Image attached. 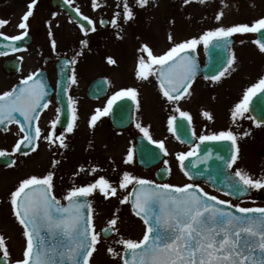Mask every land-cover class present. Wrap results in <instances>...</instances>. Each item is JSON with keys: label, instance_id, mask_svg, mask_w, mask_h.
Here are the masks:
<instances>
[{"label": "snow or ice", "instance_id": "6c2138e0", "mask_svg": "<svg viewBox=\"0 0 264 264\" xmlns=\"http://www.w3.org/2000/svg\"><path fill=\"white\" fill-rule=\"evenodd\" d=\"M72 2L66 0L68 4ZM37 4L38 0H29L27 3L26 11L17 25L20 30L18 34L7 35L0 31V38L8 42L4 45L8 50L20 51L17 42L29 35L30 19L35 14ZM194 4L205 5L207 0H180L181 8ZM221 4L222 7L214 14L216 26L179 41L169 31L167 39L171 46L160 54L155 53L147 42H141L137 48L135 77L141 82H151L150 78H154L162 98L172 106L174 113H179L178 116L174 114L168 117L169 131L183 129L186 137L190 132L191 137L199 141L193 144L192 150L176 154L179 167L187 179L194 181L203 177L204 172L190 171L185 161H190L193 169H198V165L206 164L213 158L212 151L198 155L201 145L205 142L222 143L225 149L223 152L217 151L215 158L222 162L224 169L231 171L224 173L222 182L225 187L218 191L239 200L253 191H264V171L256 176L239 164L242 159L240 141L251 137L253 129L249 127L236 132L229 128L197 135L192 127L191 113L180 107L181 102L190 101L194 94L193 85L199 73L198 53L201 48L205 53L217 50L222 60L217 72L206 77L213 83L221 82L239 69V58L232 46L235 36L258 34L252 42L264 55V15L250 23L225 25V9L229 5L225 0H221ZM90 6L95 12L109 5L108 0H91ZM250 6L254 7L255 4ZM153 7H159L158 0H115L111 18L105 20L101 16L98 21L76 7L75 12L80 18L71 17L70 22L78 26L81 36L78 38V48L72 50L70 58L63 60L64 67L71 73L63 91L67 93L71 86L78 83L76 66L85 52L91 51L89 37L99 31L98 24L101 28L111 27L115 38L123 40L125 27L137 21L140 11ZM52 15L55 17L57 13ZM186 16L191 19L192 14L186 13ZM9 24L10 20L0 18V28ZM169 24L175 26V17L169 20ZM46 25L50 47L55 52L58 42L51 20L46 21ZM244 43L245 40L241 39L240 44ZM7 54L6 51H0V55ZM105 62L109 66H118V60L112 55L105 56ZM105 86H111V80L107 77L97 86V92H102ZM48 95L47 83L39 71L23 77L19 86L0 93V127L7 132V126L15 123L23 133L11 151L0 149V157L11 158L9 166L17 164V160L12 158L15 154L27 157L30 152L37 151L41 140L47 142L50 150H68V137L78 128V102L69 95V119L63 125V131L57 133V126L62 125L60 113L63 111L57 108L56 117L50 121V130L44 135L38 121L41 111L51 103L50 99L46 100ZM259 97H264V75L247 87L242 98L232 107L230 117L235 127H241L239 122L247 119L253 121L255 128H264V116L257 119L249 115L254 98ZM125 101L132 102L136 114L141 112L139 89L121 87L108 96L103 107L94 109L87 121L88 128L94 133L102 117L112 113L114 107L124 110ZM260 110L264 113V101ZM201 115L209 121L214 120L210 110L202 109ZM18 116L23 118V123ZM133 119L139 133L165 156L170 155L164 140L153 139L150 124L145 125L137 115ZM176 138L179 140L180 136ZM184 142L192 143V140L186 139ZM88 147H93L92 141ZM22 148H28L29 151H22ZM63 151L59 154L63 155ZM136 152L135 146L130 147L122 163L134 164ZM155 155L152 153L149 158L153 159ZM192 157L197 159L190 160ZM109 159L115 164L114 159ZM61 162L60 159H52L50 170L42 175L32 174L21 179L14 190L8 193L11 215L21 227L24 243L21 258L12 260L7 238L0 233V264H93L95 255L99 254L102 235L106 237L111 233L117 236L113 242L117 247L107 246L106 255L113 260L118 259L120 264H264V206L256 205L255 200L251 201L253 206L245 207L240 202L233 203L232 199H221L211 194L199 183H157L118 168H113L114 172H119L113 181L105 175H97L103 171L97 164L90 167L78 165L71 174L69 186L58 197L56 170ZM163 163L165 171L170 174L169 160L165 159ZM80 179H85V182L77 183ZM121 192L125 194L120 195ZM96 194L105 201L116 198L121 205L130 204L132 214L142 222V238L125 237L120 232L118 210L106 221V226L97 231L93 203ZM118 247L120 250H117Z\"/></svg>", "mask_w": 264, "mask_h": 264}, {"label": "rangeland", "instance_id": "374dc122", "mask_svg": "<svg viewBox=\"0 0 264 264\" xmlns=\"http://www.w3.org/2000/svg\"><path fill=\"white\" fill-rule=\"evenodd\" d=\"M158 2L159 7L140 11L137 21L130 26L125 27L123 40H117L113 35L112 29V56L118 60V66H107V63L105 62V56L109 54L111 48L108 39L110 35L108 30L102 32L103 35H106V39L100 43L98 49L95 48L97 51L92 54L93 57L83 56L80 58V62L76 66L78 83L68 89V96L71 95L73 99L78 102L82 111L84 129L82 130V134L78 135L79 137H82L83 143L86 141L87 134L92 133L87 125L88 114L94 111L96 107H103L107 100L90 101L87 98L86 85L90 79L94 77L105 76L111 80L109 96L112 94V83L115 90L129 86L137 88L146 87L147 94L144 95L146 96L145 100L147 105H149L150 110L154 112L153 117L156 118V120L152 118L153 121H151L150 118V122L143 123L145 125H151V133H154L155 131H163L162 125L168 120V117L174 114L177 115V113L173 112L172 106L167 104L162 98L158 85L154 80L150 78L151 82H141L136 79L133 68H136L137 65V48L141 42H147L150 46L152 45L155 53L160 54L171 46L167 39L169 31H172L176 40L179 41L216 26L217 22L214 20V14L220 7H222V4L221 0H207V4L205 5L194 4L188 8H181L180 0H158ZM256 2L258 6H250L253 3L256 5ZM225 3L229 5V7L225 9L226 16L223 20L225 25L239 22L250 23L255 18L263 15L261 12L264 11V0H225ZM239 7H243V9H240ZM186 13L192 14L191 19L187 18ZM172 17H175L176 19L175 26L169 24V20ZM246 35L255 34L249 33ZM238 36L239 35L236 37ZM137 37H139V39H137ZM252 43V41H249L241 45L240 41H238L233 46L239 58V69L238 71L233 72L232 75L223 78L224 81H227L226 83L237 84L236 92H238L237 95L240 94L241 98L246 88L257 82L261 75H264V55H261L258 51V47ZM199 56L204 58V51L202 48L199 51ZM13 84V78L4 75L0 71V93L10 90ZM209 85L217 86L219 84L204 79H198L193 85L194 92L199 90L206 91L210 89ZM218 88L224 90L225 86L222 88V85H220ZM233 99L234 97L232 95L221 93L218 103H214L220 110L218 121L219 127L216 130H227L229 128H232L233 131L237 130V127L233 125L230 117L231 109L235 105ZM193 103L194 98L192 96L190 101L181 102L180 107L183 110H187L189 106L193 105ZM239 123L246 130L249 127L254 126L251 120L247 119L240 121ZM255 129L256 128L254 127L252 133ZM257 129L264 132V128ZM112 134H116V132L112 130V127L110 126L108 116L102 117L94 132V135L100 141L99 145L101 148L102 159L99 165L103 169V171L97 173V175H105L109 179L115 181L119 172H114L113 168H118L120 171L127 170L139 177L150 178L153 175V171H141L135 164L115 167L116 164L107 161L108 158L104 156L105 150L103 144L106 136H112ZM19 136L21 135L17 134L15 131H11L10 134H0V149L11 151ZM152 136H168L173 142L174 145L170 144L169 148L166 146L170 155L165 156V159L169 160L171 166L172 176L170 182L179 185L185 178L179 167L176 154L182 152L183 146L174 140L172 134H152ZM246 139L240 141L242 159L239 161V164L254 175L260 176L262 171H264V134H255L252 141L251 138L248 140ZM39 146V151L31 153L27 157L23 156L19 158L15 166L0 167V220L4 222L6 227L5 234L12 260L21 258L24 242L21 236V227L11 215L10 205L7 202L8 193L11 190H14L15 186L18 185V182L21 179L32 174L42 175L50 170L51 160L54 158L62 161L56 170V184L57 182H60L66 189L71 182V172L76 169L78 163L77 158L79 153L74 147H69L67 151L57 150L56 148H53L51 151L50 149H46L49 147L47 142L43 140L40 141ZM60 151H63V155L59 154ZM186 151L189 150L187 149ZM61 177L63 179H60ZM124 194L125 193L123 192L120 193V195ZM253 195L254 198L252 200H255L256 205L264 206L263 191H254ZM96 198L97 202L94 208L96 209L95 224L97 231H100L105 227L106 221L112 218L113 213L118 210L120 218L118 226L120 232L125 237H131L134 239L142 238L144 231L143 225L130 212L127 205H121L116 198H111L110 200L105 201L99 194H96ZM242 204L245 207L253 206L251 201ZM2 231L3 227L0 226V233H2ZM116 238L117 236L115 233L107 239L102 235L99 254L95 255L93 264H120L118 259L113 260L106 255L107 246L111 245L117 247L113 243ZM117 250H120L119 247Z\"/></svg>", "mask_w": 264, "mask_h": 264}, {"label": "flooded vegetation", "instance_id": "af4514ba", "mask_svg": "<svg viewBox=\"0 0 264 264\" xmlns=\"http://www.w3.org/2000/svg\"><path fill=\"white\" fill-rule=\"evenodd\" d=\"M8 3L7 0H0V18L5 19V15H19L21 12L23 14L24 11H26V5L29 2V0H9ZM61 4L68 5L70 8L74 9L76 7H79L81 11L92 17L93 19H96L97 21L100 19V14L102 11H112V0H108V7L99 9L97 11L91 10V0H73L71 4L66 3V0H38L37 7L35 9L34 16L30 19V31L29 34L32 36V40L34 43L40 44V46H47L48 49H40L38 51V55L44 59V66L49 65L50 67V59L51 57H57L61 54V56L70 58L73 50V44L74 42L78 44V38H80L81 34L79 33L78 26L70 22V18L62 11ZM10 7V9L6 7ZM53 13H57L55 17H53ZM51 20L52 23V30L55 34V38L57 42H67L69 43L66 47H59L55 52L51 50L50 47V40L48 36V27L46 25V21ZM20 20L13 24H9L7 26H4L1 28L0 31H3L6 33V31L12 30L14 34L19 33V29L17 28L18 23ZM58 25V26H57ZM99 31L97 33L91 34L89 39L91 44H97L100 41V28L98 24ZM79 46V45H78ZM18 55H14L12 57H1L4 58L3 62H5L6 59L13 60ZM44 68V67H43ZM42 69V68H41ZM51 71V70H50ZM210 93V92H209ZM206 93L202 91L199 94L200 101L206 98ZM215 95V94H214ZM217 95H215L216 97ZM60 108L56 100L52 99L51 103L49 104L48 108L44 112L45 119L39 121V126L43 130L44 134H48L50 130V121L54 119L57 115L56 109ZM202 109H208L207 105L205 103H200L198 105H195L193 107V110L191 112L192 115V127L195 128V131L197 134H204L205 132H199V130L205 128L207 129L209 127L208 123L210 122L206 118L202 117L201 110ZM63 130L59 129L57 126V133L61 132ZM74 134H82L81 127H78L76 132ZM253 134H259V133H253ZM95 148H92V152L86 153V159L82 158L80 159L81 164L86 165H93L96 164V153H94ZM83 180V179H82Z\"/></svg>", "mask_w": 264, "mask_h": 264}, {"label": "water", "instance_id": "95a60500", "mask_svg": "<svg viewBox=\"0 0 264 264\" xmlns=\"http://www.w3.org/2000/svg\"><path fill=\"white\" fill-rule=\"evenodd\" d=\"M258 35V34H257ZM226 56V53L223 54ZM222 60L220 56L217 53V50L213 49L212 52L207 53V65L205 67L199 68V75H203L205 77H210L211 75H214L217 70L221 67ZM103 82L102 80H99L95 82L90 90H89V96L92 99H98L101 98L105 95L106 93V86L104 87V90L102 92H97V86ZM60 99L65 100V92L63 91V86L67 84V77L64 76L61 81H60ZM264 101V97H259V98H254V102L251 105V111L250 114L257 119L261 118V116H264V113L261 112L260 110V105ZM125 104L124 112L119 108L115 107L113 110V116L116 117L117 120H119L121 123H118L117 121L115 122L116 126L118 128H124L128 126L131 121H132V113H131V105L128 103V101L123 102ZM66 109V108H65ZM129 110V111H128ZM18 115V114H17ZM66 117V113H65ZM18 118L21 120L23 123V118L19 117ZM111 120H112V113H111ZM181 137L188 139L185 136V134H180ZM143 142L141 145L138 146V159L140 160V163L145 166V167H150L153 165H156L158 162H160L161 155L160 152L157 151L158 148L154 145H147L146 141L144 139H141ZM225 149V145L222 143H217V142H205L203 145H201L200 152L198 155H203L204 152L206 151H212L213 153V158L209 161H207L206 164L198 165V169H193V165L191 164L190 161L186 162V165L190 171L194 170H202L204 172L203 177H198L199 179H207L209 180L212 185L218 189H222L225 187L223 184V177L224 173L228 171L227 169L223 168L222 162L217 160L215 158V153L217 151L223 152ZM22 151H29L28 148H22ZM155 153V158L150 159L149 155ZM197 157H192L190 160H195ZM10 163V158L9 157H0V164H9ZM211 177V179H209ZM250 195V194H249ZM248 195V196H249ZM241 197H246V196H241Z\"/></svg>", "mask_w": 264, "mask_h": 264}]
</instances>
